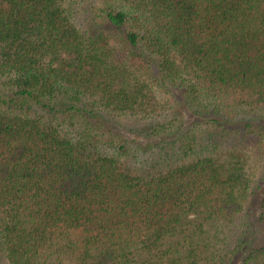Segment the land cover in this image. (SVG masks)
Listing matches in <instances>:
<instances>
[{"label":"trees","instance_id":"obj_1","mask_svg":"<svg viewBox=\"0 0 264 264\" xmlns=\"http://www.w3.org/2000/svg\"><path fill=\"white\" fill-rule=\"evenodd\" d=\"M0 264H264V0H0Z\"/></svg>","mask_w":264,"mask_h":264},{"label":"rangeland","instance_id":"obj_2","mask_svg":"<svg viewBox=\"0 0 264 264\" xmlns=\"http://www.w3.org/2000/svg\"><path fill=\"white\" fill-rule=\"evenodd\" d=\"M250 222H252L253 225V231H254V237L255 239H258L259 236L263 233V229L261 227H254V221L252 220V218H249Z\"/></svg>","mask_w":264,"mask_h":264}]
</instances>
